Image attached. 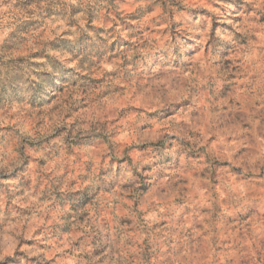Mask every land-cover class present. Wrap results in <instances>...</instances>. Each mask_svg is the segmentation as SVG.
Returning a JSON list of instances; mask_svg holds the SVG:
<instances>
[{
	"label": "clouds",
	"instance_id": "clouds-1",
	"mask_svg": "<svg viewBox=\"0 0 264 264\" xmlns=\"http://www.w3.org/2000/svg\"><path fill=\"white\" fill-rule=\"evenodd\" d=\"M0 264H264V0H0Z\"/></svg>",
	"mask_w": 264,
	"mask_h": 264
}]
</instances>
